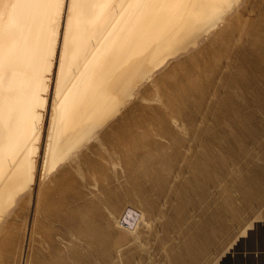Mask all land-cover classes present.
<instances>
[{
    "label": "rangeland",
    "instance_id": "1",
    "mask_svg": "<svg viewBox=\"0 0 264 264\" xmlns=\"http://www.w3.org/2000/svg\"><path fill=\"white\" fill-rule=\"evenodd\" d=\"M194 29L105 142L1 207L0 264H264V0H223Z\"/></svg>",
    "mask_w": 264,
    "mask_h": 264
},
{
    "label": "bare ground",
    "instance_id": "2",
    "mask_svg": "<svg viewBox=\"0 0 264 264\" xmlns=\"http://www.w3.org/2000/svg\"><path fill=\"white\" fill-rule=\"evenodd\" d=\"M221 1L0 0V210L32 197L40 170L105 142L127 95ZM142 214L128 204L120 217Z\"/></svg>",
    "mask_w": 264,
    "mask_h": 264
},
{
    "label": "snow or ice",
    "instance_id": "3",
    "mask_svg": "<svg viewBox=\"0 0 264 264\" xmlns=\"http://www.w3.org/2000/svg\"><path fill=\"white\" fill-rule=\"evenodd\" d=\"M81 264H84V262H83V261H81Z\"/></svg>",
    "mask_w": 264,
    "mask_h": 264
}]
</instances>
